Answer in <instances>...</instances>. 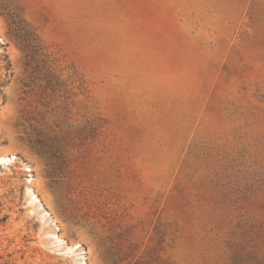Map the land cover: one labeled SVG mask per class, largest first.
<instances>
[{"label":"rangeland","instance_id":"1","mask_svg":"<svg viewBox=\"0 0 264 264\" xmlns=\"http://www.w3.org/2000/svg\"><path fill=\"white\" fill-rule=\"evenodd\" d=\"M5 156L0 264H264V0H0Z\"/></svg>","mask_w":264,"mask_h":264},{"label":"bare ground","instance_id":"2","mask_svg":"<svg viewBox=\"0 0 264 264\" xmlns=\"http://www.w3.org/2000/svg\"><path fill=\"white\" fill-rule=\"evenodd\" d=\"M12 159L11 158H8V157H0V163H8V162H11Z\"/></svg>","mask_w":264,"mask_h":264},{"label":"trees","instance_id":"3","mask_svg":"<svg viewBox=\"0 0 264 264\" xmlns=\"http://www.w3.org/2000/svg\"><path fill=\"white\" fill-rule=\"evenodd\" d=\"M25 46L27 47V49L31 48V45L29 44L30 42H28L26 39H23Z\"/></svg>","mask_w":264,"mask_h":264}]
</instances>
